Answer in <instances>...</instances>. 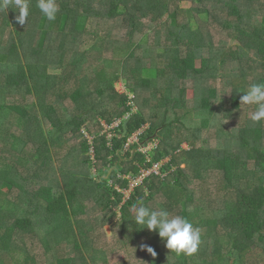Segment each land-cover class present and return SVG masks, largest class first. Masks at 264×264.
<instances>
[{
  "label": "trees",
  "instance_id": "1",
  "mask_svg": "<svg viewBox=\"0 0 264 264\" xmlns=\"http://www.w3.org/2000/svg\"><path fill=\"white\" fill-rule=\"evenodd\" d=\"M184 1L56 0L48 21L29 0L21 25L0 0V264H264V121L241 102L264 83V0ZM144 130L153 161L123 158ZM140 201L199 228L197 251L138 226Z\"/></svg>",
  "mask_w": 264,
  "mask_h": 264
},
{
  "label": "clouds",
  "instance_id": "2",
  "mask_svg": "<svg viewBox=\"0 0 264 264\" xmlns=\"http://www.w3.org/2000/svg\"><path fill=\"white\" fill-rule=\"evenodd\" d=\"M15 4L19 8L17 22L23 25L29 16V0H15ZM37 7L48 21H55L60 10L56 0H38ZM118 92L120 93L119 90ZM241 102L256 106L250 114L252 122L264 121V83L252 84L241 97ZM133 210L136 224L145 225L144 228L156 232L167 249L174 251L177 255H192L197 251L201 242L200 229L194 227L186 217L170 216L166 210H152L142 201L133 205ZM141 247L153 257L157 255L151 245L143 244Z\"/></svg>",
  "mask_w": 264,
  "mask_h": 264
},
{
  "label": "rangeland",
  "instance_id": "3",
  "mask_svg": "<svg viewBox=\"0 0 264 264\" xmlns=\"http://www.w3.org/2000/svg\"><path fill=\"white\" fill-rule=\"evenodd\" d=\"M182 6H183V8H191V7H193V6L195 7L196 5H195V3H194L192 0H185V1L183 2ZM198 24H199V23H198ZM148 74H149V73H147L146 75L148 76ZM117 89H118L121 93H128L125 84H118V85H117ZM192 97H193V92H192V90L190 89L189 92H188V98H192ZM131 98H133V97H131ZM136 112H137V110H136ZM104 126H105V128H106L105 134L108 136L109 139H110V136H112V135L117 136V135L114 133L115 131L112 130V129H108V128H107V125H106L105 123H104ZM146 128L149 129L150 127L148 126V127H146ZM84 134H85L86 138H88L90 145L93 144L95 139H94L93 137H91V136L87 133L86 130L84 131ZM102 135H104V134H102ZM141 137H142V136H138V138H137V137H132V138H130V140L128 141V144L126 145V149H125L124 153L122 154V157H123V158L127 157L128 154H131L132 156L135 157V155L137 156L138 154H141L142 151H144V150H146V149H147V151H151V150L153 149V147H154L155 144H153V143H149V146H148V147H145L146 144H143V142H141ZM119 139H122V137L119 136ZM223 142H224V139H223ZM157 144H159V141H157ZM156 147H157V145H156ZM183 148H184V150H188V146H186V145H184ZM169 161H170V160H167L165 163H163V164L159 167V169H160L159 172H161V170H163L164 165H166V163H168ZM117 167H120V164H118ZM117 167H116L115 169H113V170L111 171V173H113L114 171H119V169H117ZM183 168H185V167H183ZM174 171H177V168H175ZM94 174H96V171H94ZM167 176H168V175H167ZM167 176L163 175L162 179L165 180V179L167 178ZM107 179L109 180V178H107ZM110 184L113 185V182L110 181ZM211 186H212V185H211ZM123 193H124V195L127 196V198H130V196L132 195V193H134V190H132V191H123ZM105 231H106V232H105V235H104L105 238H103V240H104V241H110V240H112V239H113V227H112V226H106ZM125 250H126L125 248H121V249H119V255L123 254V252H124ZM116 255H117V254H116ZM121 259H122V260L127 259V261H128L129 257L126 258V257H124V255H123V257H122Z\"/></svg>",
  "mask_w": 264,
  "mask_h": 264
},
{
  "label": "built area",
  "instance_id": "4",
  "mask_svg": "<svg viewBox=\"0 0 264 264\" xmlns=\"http://www.w3.org/2000/svg\"><path fill=\"white\" fill-rule=\"evenodd\" d=\"M121 94H124V93H121ZM122 125H123V121H119L114 126H112L110 128L107 127V128L108 129H112V130L115 131L116 129H120ZM144 133H145V130L137 133L133 137H137L138 138V136H142ZM114 137H116V136L112 135V136H110V139L108 138L111 143H112V139ZM91 145H93V144H91ZM156 145H157V147H156ZM157 148H158V144H155L154 147H153V149L151 151H147V149L144 150V151H142L141 154L144 155V156H146V159H147L148 163H151L153 161L152 158H151V153H153L155 151V149H157ZM160 166L161 165L159 164V165H155L154 167L150 168L149 170L143 169L142 172H141V174H140V177L138 179H133L132 177L126 178L127 180H130L131 181L130 191H132V190L135 191L137 188L143 186L144 183H145V181L148 180V179H150L153 175H156L158 177H161V176L163 177V175H164L163 174V171L161 170V172H159V170H160L159 167Z\"/></svg>",
  "mask_w": 264,
  "mask_h": 264
},
{
  "label": "water",
  "instance_id": "5",
  "mask_svg": "<svg viewBox=\"0 0 264 264\" xmlns=\"http://www.w3.org/2000/svg\"><path fill=\"white\" fill-rule=\"evenodd\" d=\"M131 119H129L126 123H125V128H124V137H127L128 135V127H129V123H130Z\"/></svg>",
  "mask_w": 264,
  "mask_h": 264
}]
</instances>
